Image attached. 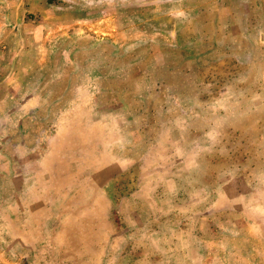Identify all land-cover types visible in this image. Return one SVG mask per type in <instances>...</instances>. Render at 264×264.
Segmentation results:
<instances>
[{"label": "rangeland", "instance_id": "374dc122", "mask_svg": "<svg viewBox=\"0 0 264 264\" xmlns=\"http://www.w3.org/2000/svg\"><path fill=\"white\" fill-rule=\"evenodd\" d=\"M0 264H264V0H0Z\"/></svg>", "mask_w": 264, "mask_h": 264}]
</instances>
